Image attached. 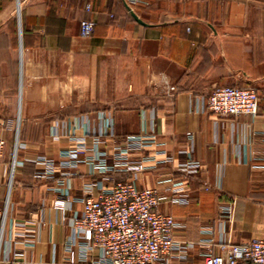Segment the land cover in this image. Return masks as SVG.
Instances as JSON below:
<instances>
[{"label": "crops", "instance_id": "0c3cea01", "mask_svg": "<svg viewBox=\"0 0 264 264\" xmlns=\"http://www.w3.org/2000/svg\"><path fill=\"white\" fill-rule=\"evenodd\" d=\"M20 1L18 15V0H0V111H9L3 97L16 96L19 79L24 86L12 152L0 168L7 210L0 264H69L72 216L92 184L116 181L166 197L159 210L184 223L176 236L194 243L188 264L222 254L223 242L264 240V111L219 118L207 107L217 87L264 92V0ZM83 19L96 22L88 38ZM144 133L157 135L159 146L129 159L163 150L172 163L116 172L110 182L94 174L99 155L112 165L115 146ZM78 147L81 162L63 165L61 153ZM189 151L202 164L196 175L180 170ZM43 158L55 162L52 174ZM175 181L185 182L186 202L173 201ZM232 203L223 221L221 209Z\"/></svg>", "mask_w": 264, "mask_h": 264}, {"label": "built area", "instance_id": "2783aa9c", "mask_svg": "<svg viewBox=\"0 0 264 264\" xmlns=\"http://www.w3.org/2000/svg\"><path fill=\"white\" fill-rule=\"evenodd\" d=\"M133 4H143L147 0H131ZM87 9H90L88 7ZM21 12V1L18 0V15ZM96 22L91 19L81 20V36L88 38L95 31ZM175 88L169 86V92ZM208 110L221 118L226 116H258L264 111V92L252 85H235L217 87L207 98ZM103 130L100 137L109 133ZM83 144H80V147ZM157 135L144 133L127 136L115 146L114 163L108 164L99 155L95 161L96 175L103 176V181H112L111 174L116 172L139 171L157 168L164 163H172L171 156L163 150L132 161L129 155L134 151L157 147ZM20 145L17 141L14 159ZM6 151V139L0 136V168ZM81 148L68 149L61 153L67 158L63 165L76 167L77 155ZM166 155V156H165ZM162 157L164 159H160ZM47 166V174L54 171L53 160L41 159ZM201 162L192 158V151L187 152V160L180 170L185 175H196L201 169ZM45 174L38 178L46 177ZM171 181V180H169ZM104 184V183H103ZM92 184L88 196L83 200L80 213H75L70 221L71 237L66 246L65 262L69 264H188L194 243L183 242L176 235L177 230L185 228L174 216L159 210L166 199L155 188H138L134 180L116 181L110 186ZM185 182L175 181L168 189L174 202H186ZM97 186L98 193L93 195ZM234 203L221 209L222 220L231 216ZM7 210L0 207V247L4 238ZM30 241L34 235H25ZM222 254L211 252L204 254L200 264H264V240L252 239L242 244H221Z\"/></svg>", "mask_w": 264, "mask_h": 264}, {"label": "rangeland", "instance_id": "374dc122", "mask_svg": "<svg viewBox=\"0 0 264 264\" xmlns=\"http://www.w3.org/2000/svg\"><path fill=\"white\" fill-rule=\"evenodd\" d=\"M21 80L19 79L17 82V90H16V96H6L3 97V108H6V110L9 111H0V136H3L6 141H7V147H6V152H7V159L9 157V154L12 152L13 148V143H14V137L15 134L17 133V128L18 122L20 121L19 117V108H20V98L21 96H24V86L21 87ZM23 99V98H22ZM2 108V109H3ZM10 108V109H8ZM11 110V111H10ZM19 118V121H18ZM11 121L13 122V130H9L8 128V122ZM22 124H24L21 121V126H20V131H22ZM11 176V174H9Z\"/></svg>", "mask_w": 264, "mask_h": 264}, {"label": "water", "instance_id": "95a60500", "mask_svg": "<svg viewBox=\"0 0 264 264\" xmlns=\"http://www.w3.org/2000/svg\"><path fill=\"white\" fill-rule=\"evenodd\" d=\"M126 6L129 12L131 13V15L135 18V20H137L141 24H144V22L139 19V17L135 14V12L128 6V4H126Z\"/></svg>", "mask_w": 264, "mask_h": 264}]
</instances>
